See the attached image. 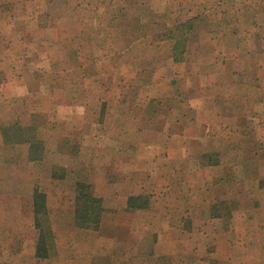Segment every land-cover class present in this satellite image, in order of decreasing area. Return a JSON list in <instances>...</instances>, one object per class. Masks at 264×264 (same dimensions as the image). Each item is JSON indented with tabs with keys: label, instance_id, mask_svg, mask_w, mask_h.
Returning a JSON list of instances; mask_svg holds the SVG:
<instances>
[{
	"label": "rangeland",
	"instance_id": "374dc122",
	"mask_svg": "<svg viewBox=\"0 0 264 264\" xmlns=\"http://www.w3.org/2000/svg\"><path fill=\"white\" fill-rule=\"evenodd\" d=\"M2 123L0 264H264V0H0Z\"/></svg>",
	"mask_w": 264,
	"mask_h": 264
},
{
	"label": "trees",
	"instance_id": "16d2710c",
	"mask_svg": "<svg viewBox=\"0 0 264 264\" xmlns=\"http://www.w3.org/2000/svg\"><path fill=\"white\" fill-rule=\"evenodd\" d=\"M3 126L4 125L2 123L0 128L4 129L2 134L5 136L4 139H6V133L4 131H8L9 126L5 125V128ZM30 148L32 149L34 147L32 145H30L29 149ZM83 184L84 183H78V186L82 187ZM39 211L40 210H38V208H35V210H34L35 228L41 229L42 230L41 232H43L44 236H43V239H41V241H40L41 248H40V246L38 247V245L36 247V255L40 256V257H46L47 255H49L50 251L54 250L55 243L53 242V238H51V235H53L52 229L50 228V225L48 227L41 222L40 217H39ZM101 212H102V208L99 206L95 207L94 210L91 208H87V207H83V209H81V210L79 208H77V210H75V214L77 215L78 219H82L81 220L83 222V223L81 222L82 225H84V223L87 224V222H92L94 227L99 226ZM41 225H43V228L41 227Z\"/></svg>",
	"mask_w": 264,
	"mask_h": 264
},
{
	"label": "crops",
	"instance_id": "0c3cea01",
	"mask_svg": "<svg viewBox=\"0 0 264 264\" xmlns=\"http://www.w3.org/2000/svg\"><path fill=\"white\" fill-rule=\"evenodd\" d=\"M37 159V161H40V159L39 158H36ZM28 160H30V159H28ZM31 161H35L34 159H31Z\"/></svg>",
	"mask_w": 264,
	"mask_h": 264
}]
</instances>
